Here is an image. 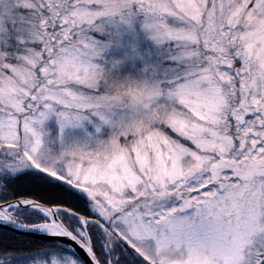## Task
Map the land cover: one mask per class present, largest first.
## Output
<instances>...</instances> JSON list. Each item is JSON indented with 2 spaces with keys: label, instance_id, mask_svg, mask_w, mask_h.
I'll list each match as a JSON object with an SVG mask.
<instances>
[{
  "label": "snow or ice",
  "instance_id": "1",
  "mask_svg": "<svg viewBox=\"0 0 264 264\" xmlns=\"http://www.w3.org/2000/svg\"><path fill=\"white\" fill-rule=\"evenodd\" d=\"M0 264H264V0H0Z\"/></svg>",
  "mask_w": 264,
  "mask_h": 264
}]
</instances>
